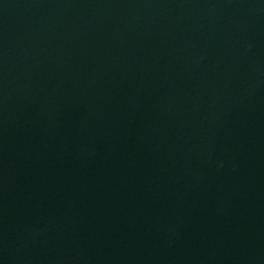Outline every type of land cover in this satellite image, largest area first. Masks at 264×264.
<instances>
[{"label":"water","instance_id":"obj_1","mask_svg":"<svg viewBox=\"0 0 264 264\" xmlns=\"http://www.w3.org/2000/svg\"><path fill=\"white\" fill-rule=\"evenodd\" d=\"M0 264H264V0H0Z\"/></svg>","mask_w":264,"mask_h":264}]
</instances>
